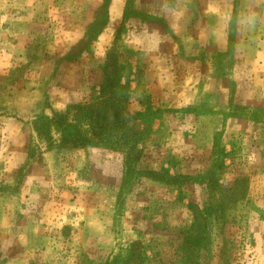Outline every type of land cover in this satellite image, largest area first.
Here are the masks:
<instances>
[{"label": "rangeland", "instance_id": "374dc122", "mask_svg": "<svg viewBox=\"0 0 264 264\" xmlns=\"http://www.w3.org/2000/svg\"><path fill=\"white\" fill-rule=\"evenodd\" d=\"M245 44L264 0H0V264H123L133 243L142 264H264V69L229 95ZM111 61L133 151L74 119Z\"/></svg>", "mask_w": 264, "mask_h": 264}, {"label": "trees", "instance_id": "16d2710c", "mask_svg": "<svg viewBox=\"0 0 264 264\" xmlns=\"http://www.w3.org/2000/svg\"><path fill=\"white\" fill-rule=\"evenodd\" d=\"M116 62L111 61L110 68L107 69L106 79L101 90L96 94H91L90 102L86 105L75 106L76 121H87L89 124L97 125L103 134L110 136L116 134V140L120 135L130 134L131 140H124L129 143L131 151L135 149L138 137L142 136L144 131L134 128V125H128L130 115L125 111L123 98L127 97L124 88L116 81L115 75ZM61 117V116H59ZM37 122V121H36ZM35 122V124H37ZM63 131H68L67 126H63ZM139 243H133L127 250L123 264H142L143 257L138 250Z\"/></svg>", "mask_w": 264, "mask_h": 264}, {"label": "crops", "instance_id": "0c3cea01", "mask_svg": "<svg viewBox=\"0 0 264 264\" xmlns=\"http://www.w3.org/2000/svg\"><path fill=\"white\" fill-rule=\"evenodd\" d=\"M169 19L172 20V16ZM172 39L174 38L172 37ZM214 47L216 50L218 49L217 46H214ZM222 49H223V46L221 45V47H219V51H220L219 54H222V51H223ZM227 51L230 57V61L235 66L234 68H231L230 70L229 77L231 79L230 83L232 86L230 87L229 95L231 96V103L237 106V104L240 102L239 94H241L242 92H245L251 82L252 84H256V80H254V77L256 75H259V73H261L262 75L264 73V71H259L257 72L258 74L253 76V69L255 67L254 68L251 67L252 65H254V63H257L261 66V69H264V46L252 47V46H249V44H245L241 46H233L232 49L229 46ZM251 52H255V55H251L250 54ZM216 53H218V51ZM237 54H241L240 61H236L233 58V56H236ZM261 55H262V58H261ZM259 60L262 61L261 64L259 63ZM201 62H203L204 66L206 67L205 59H203ZM208 65H209V69H211L212 65L211 64H208ZM240 65L243 69L239 71L237 66H240ZM262 81H263V86H264V78L257 80V83H260L261 85ZM263 86L261 87L262 92H261L260 98L264 100V87Z\"/></svg>", "mask_w": 264, "mask_h": 264}]
</instances>
